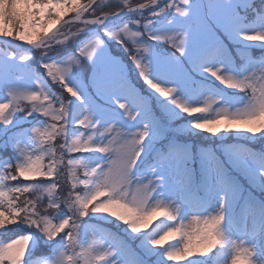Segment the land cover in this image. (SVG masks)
<instances>
[{
    "label": "snow or ice",
    "instance_id": "1",
    "mask_svg": "<svg viewBox=\"0 0 264 264\" xmlns=\"http://www.w3.org/2000/svg\"><path fill=\"white\" fill-rule=\"evenodd\" d=\"M107 7L0 0V264H264V0Z\"/></svg>",
    "mask_w": 264,
    "mask_h": 264
},
{
    "label": "trees",
    "instance_id": "2",
    "mask_svg": "<svg viewBox=\"0 0 264 264\" xmlns=\"http://www.w3.org/2000/svg\"><path fill=\"white\" fill-rule=\"evenodd\" d=\"M134 1H136V3H138L140 0H132V2H134ZM114 5L116 6V2H111V3H109V7H107L106 9H110V6H114ZM253 54L254 55H259V49L253 48ZM232 142H234V141H231V143ZM241 142H243V141H241ZM257 144L258 145L251 144L250 147H253L255 149H259L260 144L259 143H257ZM255 194L258 195L259 193L257 192Z\"/></svg>",
    "mask_w": 264,
    "mask_h": 264
},
{
    "label": "rangeland",
    "instance_id": "3",
    "mask_svg": "<svg viewBox=\"0 0 264 264\" xmlns=\"http://www.w3.org/2000/svg\"><path fill=\"white\" fill-rule=\"evenodd\" d=\"M111 2H115V1H109L108 3H111ZM140 2H144V0H140L138 3H140ZM131 3L135 4L136 1H134V2L131 1ZM115 8H116V6L114 5V6H110V9H106V8H105L104 10H105V11H108V10H115ZM229 143H231V141H229ZM254 145H258V144L255 143ZM258 195H259V194H258ZM157 215H158V214H157ZM153 220H155V218H153ZM104 227H106V228H112L111 225H104ZM141 227L143 228L144 225L142 224ZM113 231H115L114 228H113ZM130 243H133V242L130 241ZM133 246H135L134 243H133ZM153 259H154V258H153Z\"/></svg>",
    "mask_w": 264,
    "mask_h": 264
},
{
    "label": "water",
    "instance_id": "4",
    "mask_svg": "<svg viewBox=\"0 0 264 264\" xmlns=\"http://www.w3.org/2000/svg\"><path fill=\"white\" fill-rule=\"evenodd\" d=\"M108 1H116V0H108Z\"/></svg>",
    "mask_w": 264,
    "mask_h": 264
}]
</instances>
